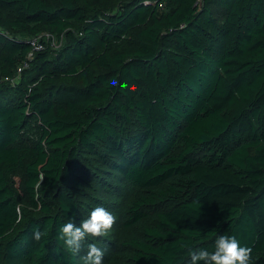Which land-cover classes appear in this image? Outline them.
<instances>
[{
    "label": "trees",
    "instance_id": "1",
    "mask_svg": "<svg viewBox=\"0 0 264 264\" xmlns=\"http://www.w3.org/2000/svg\"><path fill=\"white\" fill-rule=\"evenodd\" d=\"M44 34L60 46L31 55ZM96 206L127 234L73 254L58 229ZM220 234L264 264V0H0V264H84L90 243L188 264Z\"/></svg>",
    "mask_w": 264,
    "mask_h": 264
},
{
    "label": "clouds",
    "instance_id": "2",
    "mask_svg": "<svg viewBox=\"0 0 264 264\" xmlns=\"http://www.w3.org/2000/svg\"><path fill=\"white\" fill-rule=\"evenodd\" d=\"M115 83V81H113ZM116 217L104 206H96L89 212L87 218L79 224L72 220L62 224L58 229V238L64 246L76 254L86 236H102L113 226ZM45 233L37 227L33 230V238L40 240ZM250 249L242 245L234 235H218L212 246L208 248H191L188 250V264H250ZM104 251L95 243L88 245L86 254L82 257L84 264H103Z\"/></svg>",
    "mask_w": 264,
    "mask_h": 264
},
{
    "label": "rangeland",
    "instance_id": "3",
    "mask_svg": "<svg viewBox=\"0 0 264 264\" xmlns=\"http://www.w3.org/2000/svg\"><path fill=\"white\" fill-rule=\"evenodd\" d=\"M57 40L58 39L55 38L56 44L54 46V49L58 48L61 44V43H58ZM15 180H16L17 188L22 192V189H21L22 177H21V175L16 176ZM121 187L122 188L120 189L121 190L120 193H121L122 198L120 201L122 202V207H119V208H120V211H123L125 214L126 209H128L130 206L133 205L132 203L135 200L137 191L135 189L129 187V186H123L122 185ZM85 191H88V190H85ZM99 194H101V192H96V194H94V195L98 196ZM111 196H112L111 194H108L105 197V198H107V202H112V200H110ZM117 206H119V205H116V207ZM142 210L147 211L149 214H153L154 208L153 207H144V208H142ZM26 212H27L28 216L31 214H35L34 211L29 210V209H26ZM113 214L116 218H119V219L124 218L123 213L118 212V213H113ZM120 216H123V217L121 218ZM115 224L119 225L120 234L123 236V239H124L127 232L124 230V228H123L122 224H120V222L115 221L113 225H115ZM123 239L121 240L122 242L124 241ZM102 245H104L102 247L103 251H104L103 264H129V255H130L131 249L126 247L125 243L120 244L119 248H116V249H115L114 244H112L111 246H108L105 244H102ZM111 248H113V249H111Z\"/></svg>",
    "mask_w": 264,
    "mask_h": 264
},
{
    "label": "built area",
    "instance_id": "4",
    "mask_svg": "<svg viewBox=\"0 0 264 264\" xmlns=\"http://www.w3.org/2000/svg\"><path fill=\"white\" fill-rule=\"evenodd\" d=\"M45 43H50V45L55 46L56 41H55L54 37L50 34H44V35H40L38 37H35L30 41L31 48H32V51L30 54L32 55L33 52L43 50L45 48ZM27 66H28L27 62H24L23 64H21L17 70L18 75H20V73L23 71V69H25ZM4 80L8 81L9 78L6 77V78H4Z\"/></svg>",
    "mask_w": 264,
    "mask_h": 264
}]
</instances>
